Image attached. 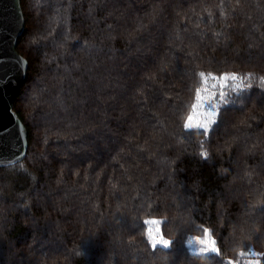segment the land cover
I'll list each match as a JSON object with an SVG mask.
<instances>
[{"label":"trees","instance_id":"obj_1","mask_svg":"<svg viewBox=\"0 0 264 264\" xmlns=\"http://www.w3.org/2000/svg\"><path fill=\"white\" fill-rule=\"evenodd\" d=\"M21 6L29 147L0 168V264H264V0ZM200 72L251 84L208 136L183 128ZM204 228L221 258L188 247Z\"/></svg>","mask_w":264,"mask_h":264},{"label":"water","instance_id":"obj_2","mask_svg":"<svg viewBox=\"0 0 264 264\" xmlns=\"http://www.w3.org/2000/svg\"><path fill=\"white\" fill-rule=\"evenodd\" d=\"M24 30L21 0H0V168L23 162L29 147L27 129L14 111L29 67L17 52Z\"/></svg>","mask_w":264,"mask_h":264},{"label":"snow or ice","instance_id":"obj_3","mask_svg":"<svg viewBox=\"0 0 264 264\" xmlns=\"http://www.w3.org/2000/svg\"><path fill=\"white\" fill-rule=\"evenodd\" d=\"M163 70V69H162ZM201 78L211 77L212 80L217 81V84L213 86V91H211L207 96L201 94V89H197L196 92V99L197 104H193V110L195 111L198 108L203 109L202 119L196 120L193 123L194 116L190 115L185 123L183 124V128L185 131L189 133H193L196 131L202 132L204 136H208L211 129L214 125L218 123V117L220 116V112L222 109H226V107L234 103V101H230L228 98V93L226 89L232 87L231 82L240 80L241 84L237 88H232L233 91H238L240 93L246 91L248 88H251V84H244L243 80L246 78H241L238 73H222L221 75H213L212 73H199ZM251 74H249L250 76ZM206 83V80L204 81ZM261 82L264 83V77H261ZM204 92H208L207 88L203 89ZM200 155L206 160L209 158V154L206 151H202ZM264 211V209H262ZM146 223H158V221H150ZM255 223V222H254ZM204 238H194L200 247L197 249L196 254H215V258H221V249L217 246V241L212 238L211 231L208 228L203 229ZM191 242V241H190ZM149 243L153 249H156L158 245L167 249L171 247L172 242L164 239L162 235L153 236L149 233ZM252 253L249 251L241 250L237 253L236 260H226L222 261V264H253L252 260H245L243 258L251 256ZM257 256L260 255L259 253L256 254ZM213 258V257H209ZM255 264H259L258 261Z\"/></svg>","mask_w":264,"mask_h":264},{"label":"rangeland","instance_id":"obj_4","mask_svg":"<svg viewBox=\"0 0 264 264\" xmlns=\"http://www.w3.org/2000/svg\"><path fill=\"white\" fill-rule=\"evenodd\" d=\"M205 80H206V83L205 82L203 83V87L201 88V94L204 95V96H207L211 91L214 90L213 89V86L215 84H217V81L212 80L211 77H205L204 78V81ZM243 83H244V81H243ZM240 84H241V81L240 80L231 82L232 87H230L229 89H226L227 93L229 94V91L232 88H237V87L240 86ZM204 88H207L208 89V92H204L203 91ZM197 103L198 102H197V99H196L195 104H197ZM202 113H203V109L202 108H198L195 111L194 110L192 111L191 115L194 116L193 123H195L196 120H201L203 118L202 117ZM150 221H158V223H155V224L154 223H147L148 233H151L153 236L162 235L161 222L158 219L148 220V222H150ZM194 238H197V237H193V238L189 239V241H188V247L190 248V250L192 251V253H195L196 254V251L200 247V245L197 243V241ZM199 238H204V236L199 237ZM164 239H166V238H164ZM157 247H161V246L158 245Z\"/></svg>","mask_w":264,"mask_h":264}]
</instances>
